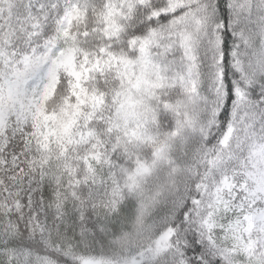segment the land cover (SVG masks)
Here are the masks:
<instances>
[{
  "label": "trees",
  "instance_id": "trees-1",
  "mask_svg": "<svg viewBox=\"0 0 264 264\" xmlns=\"http://www.w3.org/2000/svg\"><path fill=\"white\" fill-rule=\"evenodd\" d=\"M84 260L264 264V0H0V264Z\"/></svg>",
  "mask_w": 264,
  "mask_h": 264
},
{
  "label": "rangeland",
  "instance_id": "rangeland-1",
  "mask_svg": "<svg viewBox=\"0 0 264 264\" xmlns=\"http://www.w3.org/2000/svg\"><path fill=\"white\" fill-rule=\"evenodd\" d=\"M160 242L161 243L156 244V246L154 247V249H152V250L149 251L151 258L155 257L159 251H162V250L157 249V247L160 248V249H162V247H163V245H162L163 240H161ZM83 264H98V263L95 260H84L83 261Z\"/></svg>",
  "mask_w": 264,
  "mask_h": 264
}]
</instances>
